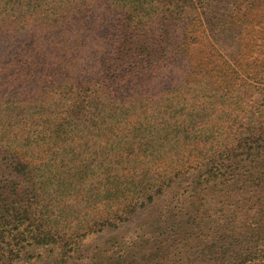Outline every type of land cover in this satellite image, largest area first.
Segmentation results:
<instances>
[{"label": "trees", "instance_id": "1", "mask_svg": "<svg viewBox=\"0 0 264 264\" xmlns=\"http://www.w3.org/2000/svg\"><path fill=\"white\" fill-rule=\"evenodd\" d=\"M0 264H264V0H0Z\"/></svg>", "mask_w": 264, "mask_h": 264}, {"label": "rangeland", "instance_id": "2", "mask_svg": "<svg viewBox=\"0 0 264 264\" xmlns=\"http://www.w3.org/2000/svg\"><path fill=\"white\" fill-rule=\"evenodd\" d=\"M124 226V228L126 227V228H131L132 229V227L134 226L133 224H129V225H123ZM122 226V227H123ZM123 228V229H124ZM113 233V232H112ZM111 233H109V231H105V232H103V234H101L100 235V237H99V241H101L103 238H105L106 236H108V235H110ZM122 234L123 235H126V234H132V231L131 230H129V231H127V230H123V232H122ZM126 236H128V235H126ZM93 245H94V243H93Z\"/></svg>", "mask_w": 264, "mask_h": 264}]
</instances>
